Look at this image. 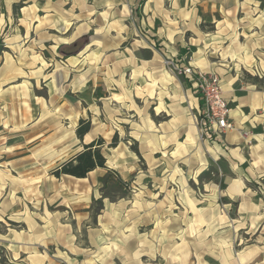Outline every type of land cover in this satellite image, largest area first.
Returning <instances> with one entry per match:
<instances>
[{
    "label": "rangeland",
    "instance_id": "obj_1",
    "mask_svg": "<svg viewBox=\"0 0 264 264\" xmlns=\"http://www.w3.org/2000/svg\"><path fill=\"white\" fill-rule=\"evenodd\" d=\"M142 1L0 0V264H264V150L250 140L231 155L233 119L227 131L203 120L194 85L168 66L194 52L168 46L180 32L151 28ZM203 2L198 47L224 66L264 59V16L255 31L252 14H234L218 32L228 51ZM239 73L259 92L264 140V69ZM100 139L104 169L53 174Z\"/></svg>",
    "mask_w": 264,
    "mask_h": 264
},
{
    "label": "crops",
    "instance_id": "obj_2",
    "mask_svg": "<svg viewBox=\"0 0 264 264\" xmlns=\"http://www.w3.org/2000/svg\"><path fill=\"white\" fill-rule=\"evenodd\" d=\"M199 1L201 0H178V3L174 6L170 5L169 7H162L159 5V7L153 8L152 4L154 3V0H143V6H141L144 7L146 19L149 21V26L151 28L153 27L152 25L155 24L154 22H157L158 30L161 29V26H164V30L168 28L180 32L181 36H179L178 33V38L170 37L166 39L169 43L168 46H172L173 49L176 47L180 52L181 57L189 52H194V55L190 60L187 59L185 64H191L195 68L205 72H216L221 76L224 96L233 104L231 118L234 121V129L227 135V144L231 148V155L239 157L243 145L247 143L246 141L250 142V140L252 141L251 145L254 146L257 151L261 152L264 150V140L262 138V130L260 127L261 122H259L260 119L258 118V112L263 109V105L252 99L253 97L257 98L259 92L251 85L250 87H242L244 90H247L246 92L240 93L242 88L239 87L240 85L238 84V81L241 77L239 71H245L253 75L256 70L264 69V59L261 56H257L256 59H250L248 57H243V59L238 60L226 58L225 60L227 62L225 66L221 64L222 61H213L212 56L207 55L204 48H200L196 45L197 42L198 44L201 42L203 43L209 37L208 33L205 34L201 28V24L203 23L202 17L205 16L204 5L207 1L200 4L198 3ZM211 1L213 2L211 3V12H213L212 17L214 18L213 24L215 25L216 33L215 35L211 34L212 36L210 39H221V37L225 36V47L230 44L228 46V51L229 49H232L234 42L227 43L229 40L226 39V35L224 34V36H222V34L218 32L221 30L232 31L233 27L240 23L238 21L240 18H233L234 14H252L255 19H250V21H247L246 23L254 25L255 28H253V30H260L256 23L263 18L264 7L259 8L258 6H253L247 7L245 10L243 8L244 6L241 7V2L234 4V0ZM243 24L245 25V23ZM187 33H189L188 36H186ZM232 38L233 37H231V40ZM173 39H177L176 43ZM76 45L77 44H70L68 47L70 49H75ZM190 45H193L192 47L195 46L198 49H191ZM213 47L218 48L219 43H213ZM240 47L245 51V48L249 47V41L242 42ZM226 54L227 49L225 51V55ZM149 60L150 62H154L156 60L155 56ZM227 68L230 69V71H228ZM186 79L194 85L191 78ZM246 94H249L247 98H245ZM239 131H243V133L247 134L253 131L254 134L251 139L249 137H247L249 138L247 139L243 137V134ZM259 157L264 158L263 155H259Z\"/></svg>",
    "mask_w": 264,
    "mask_h": 264
},
{
    "label": "built area",
    "instance_id": "obj_3",
    "mask_svg": "<svg viewBox=\"0 0 264 264\" xmlns=\"http://www.w3.org/2000/svg\"><path fill=\"white\" fill-rule=\"evenodd\" d=\"M168 66L177 76L193 80L196 93L203 102L204 121L220 131L233 128L230 122L231 109L224 99L222 80L217 74L173 62H168Z\"/></svg>",
    "mask_w": 264,
    "mask_h": 264
},
{
    "label": "trees",
    "instance_id": "obj_4",
    "mask_svg": "<svg viewBox=\"0 0 264 264\" xmlns=\"http://www.w3.org/2000/svg\"><path fill=\"white\" fill-rule=\"evenodd\" d=\"M143 3V2H142ZM91 123L81 120L77 129V136L80 140L89 133ZM103 140L93 141L84 145L83 151L79 152L67 161L62 162L53 172L60 178L62 176L73 177L76 179H85L96 169L106 167V158L102 152Z\"/></svg>",
    "mask_w": 264,
    "mask_h": 264
}]
</instances>
